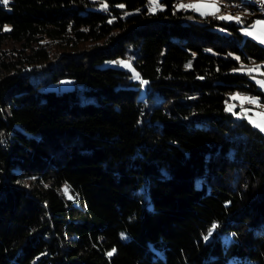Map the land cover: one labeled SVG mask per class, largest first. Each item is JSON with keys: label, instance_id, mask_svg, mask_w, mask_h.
Instances as JSON below:
<instances>
[{"label": "trees", "instance_id": "16d2710c", "mask_svg": "<svg viewBox=\"0 0 264 264\" xmlns=\"http://www.w3.org/2000/svg\"><path fill=\"white\" fill-rule=\"evenodd\" d=\"M158 2L0 3V264H264V132L227 107L264 46Z\"/></svg>", "mask_w": 264, "mask_h": 264}, {"label": "rangeland", "instance_id": "374dc122", "mask_svg": "<svg viewBox=\"0 0 264 264\" xmlns=\"http://www.w3.org/2000/svg\"><path fill=\"white\" fill-rule=\"evenodd\" d=\"M224 1V0H222ZM226 2V1H224ZM233 2V1H232ZM198 3H213L212 0H186V2H182V4L188 5V4H198ZM230 3V2H227ZM186 10H192V9H186ZM194 11V10H192ZM197 14H200L198 11H194ZM258 12V11H257ZM201 15V14H200ZM226 15V14H225ZM228 15V14H227ZM231 17H236L240 15L231 14ZM205 16V15H203ZM210 16V15H209ZM224 16V15H223ZM219 17V16H218ZM235 20V19H234ZM257 21H264V17H256L251 23H245L242 18L240 19V22H237L241 24L240 31L243 33L244 36H249L253 39L257 38L258 36H261V29L259 26H256ZM256 26V27H254ZM250 31L253 33V35H246L245 32ZM256 40V39H255ZM264 46V44H262ZM124 62V63H118V62ZM107 64L115 65V66H122L125 67L124 64H128L129 67H125L131 72V77L133 80H138L135 78L136 74H139L134 65L130 60H127L126 58L120 57L116 60L108 61ZM264 60L256 61L253 60L250 63L245 64V66L242 68L243 71H246L249 73L250 78L257 83V81H264ZM252 71H249V70ZM140 76V75H139ZM141 87L142 91L146 87V84L143 83L144 80L141 76ZM138 80V81H139ZM258 87L262 88L264 90V87H261L260 84H258ZM77 86H80V84L73 80V78H70L68 76H62L59 80H52L47 82L46 84L41 86L42 91L47 90H54V91H62L67 90L71 88H75ZM87 97V94L84 92H81V98L85 99ZM251 98L256 101V103H247L243 98ZM228 109L231 108V111L234 113L236 118H247L249 121L252 120L255 123H262V115H264V100L262 97L258 94L243 92V91H232L229 93V101L227 105ZM254 127V123H251ZM260 129L259 127H256ZM264 132V131H262ZM68 196H71L70 191L68 189Z\"/></svg>", "mask_w": 264, "mask_h": 264}, {"label": "snow or ice", "instance_id": "6c2138e0", "mask_svg": "<svg viewBox=\"0 0 264 264\" xmlns=\"http://www.w3.org/2000/svg\"><path fill=\"white\" fill-rule=\"evenodd\" d=\"M9 2V0H0V3H3L5 5H7ZM151 4H152V10L155 11L156 9H159V10H163L161 7H160V4L158 2V0H151ZM105 8L107 7V5L104 6ZM119 7H124L123 5H119ZM179 8H185V9H192L194 11H198L200 12L201 15H215L216 12L219 11V9L216 7L215 3H198V4H188V5H185V4H180L178 5ZM218 19H227V20H230V19H235L237 22H240V17L239 16H236V17H231V16H219L217 17ZM256 26H259V28L261 29V36H260V42L261 43H264V21H257L256 22ZM254 26V27H256ZM7 30V29H5ZM246 35H253L252 32L250 31H247L245 32ZM118 63H124L122 61L118 62ZM125 67H129L128 64H124ZM190 66V65H189ZM249 71H252L251 69ZM136 79H140V76L139 74H136L135 76ZM143 83H147V81H143ZM258 84H260L261 87H264V81H257ZM247 103H256V101L254 99H251V98H243ZM229 111H231V108L228 109ZM262 119V123H255L254 121L250 120L249 122L250 123H254V125L256 127H259L261 131H264V115H262L261 117ZM65 194L68 193V188L67 186L65 187ZM69 199H71V196H69ZM215 227V225L213 226ZM205 239H207V237H205ZM116 250L113 249L111 252L108 253L109 256H111Z\"/></svg>", "mask_w": 264, "mask_h": 264}, {"label": "built area", "instance_id": "2783aa9c", "mask_svg": "<svg viewBox=\"0 0 264 264\" xmlns=\"http://www.w3.org/2000/svg\"><path fill=\"white\" fill-rule=\"evenodd\" d=\"M264 5V0H259ZM218 9L215 15H210V18L216 20V16H223L225 14H242V15H254L255 11H251L244 7H239L235 4H229L222 0H218Z\"/></svg>", "mask_w": 264, "mask_h": 264}, {"label": "bare ground", "instance_id": "6f19581e", "mask_svg": "<svg viewBox=\"0 0 264 264\" xmlns=\"http://www.w3.org/2000/svg\"><path fill=\"white\" fill-rule=\"evenodd\" d=\"M231 4H235L239 7H244V8H247V9H251L249 7L253 6L254 11H258L260 14L262 13L264 15V5L262 2H260L259 0H235V2H232ZM251 10V11H252ZM218 17V16H216Z\"/></svg>", "mask_w": 264, "mask_h": 264}, {"label": "crops", "instance_id": "0c3cea01", "mask_svg": "<svg viewBox=\"0 0 264 264\" xmlns=\"http://www.w3.org/2000/svg\"><path fill=\"white\" fill-rule=\"evenodd\" d=\"M212 2L213 3H215V5H216V7L218 8V0H212ZM235 15H240L241 16V18H242V14H234L233 16H235ZM205 16H209V15H205ZM224 16H232L231 14H226V15H224ZM227 20V19H226ZM230 20H234V19H230ZM237 22V21H236ZM256 39V41H258L260 44H264V43H261L260 42V36H258L257 38H255Z\"/></svg>", "mask_w": 264, "mask_h": 264}]
</instances>
